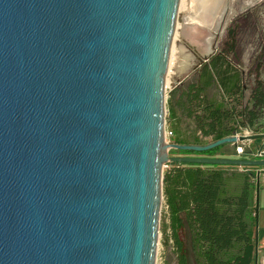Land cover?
Segmentation results:
<instances>
[{
  "label": "water",
  "instance_id": "95a60500",
  "mask_svg": "<svg viewBox=\"0 0 264 264\" xmlns=\"http://www.w3.org/2000/svg\"><path fill=\"white\" fill-rule=\"evenodd\" d=\"M180 3L0 0V264H156L168 164L264 167L170 155L264 149L167 142Z\"/></svg>",
  "mask_w": 264,
  "mask_h": 264
},
{
  "label": "trees",
  "instance_id": "16d2710c",
  "mask_svg": "<svg viewBox=\"0 0 264 264\" xmlns=\"http://www.w3.org/2000/svg\"><path fill=\"white\" fill-rule=\"evenodd\" d=\"M242 31L240 23L231 25L219 51L196 70L188 83L171 93L167 122L172 143L207 145L245 133H264V44L245 72L241 64ZM246 85L251 86L247 100ZM228 146L203 153L172 150L170 155H223ZM248 154L244 151L242 156ZM168 165L163 195L169 224L163 231L171 230L179 264H186V223L195 264H254L256 181L251 171L194 163Z\"/></svg>",
  "mask_w": 264,
  "mask_h": 264
},
{
  "label": "rangeland",
  "instance_id": "374dc122",
  "mask_svg": "<svg viewBox=\"0 0 264 264\" xmlns=\"http://www.w3.org/2000/svg\"><path fill=\"white\" fill-rule=\"evenodd\" d=\"M195 8V0H183L182 9H179L171 59L166 75L167 103L171 93L176 88L185 85L193 78L200 63L205 61L215 51H219L226 39L227 31L231 25H235L236 23L242 25L241 64L245 72L252 67L255 57L259 54L260 46L264 44V0H225L220 7L219 13L216 15L212 29H207L198 24ZM226 27L227 29L225 30ZM248 86L249 85H246V89ZM244 96L245 100H247V90L246 93H244ZM168 115L167 108L166 121ZM166 132H171V127L168 122H166ZM170 139L171 138L166 137L168 143H172ZM261 147L262 140L248 141L237 145H229L221 152L223 155L190 156L264 160V149L263 154L259 155ZM239 149H242L243 152H249L248 156L243 157V153H239ZM170 153H173V151ZM168 166L165 170L169 168ZM238 170L243 172L248 170L251 171L253 178L256 181V215L258 217L256 234H258L260 240L258 247V264H264V167H252L249 169L239 167ZM259 172L260 184L258 189L257 174ZM168 224V208L165 199L163 198L161 204L160 233L156 264H179V252L173 239L170 237L171 230L168 228L166 233L163 231L165 225Z\"/></svg>",
  "mask_w": 264,
  "mask_h": 264
},
{
  "label": "bare ground",
  "instance_id": "6f19581e",
  "mask_svg": "<svg viewBox=\"0 0 264 264\" xmlns=\"http://www.w3.org/2000/svg\"><path fill=\"white\" fill-rule=\"evenodd\" d=\"M223 1L225 0H195V14H197L198 24L207 29H212ZM182 5L183 0H181L180 9H182Z\"/></svg>",
  "mask_w": 264,
  "mask_h": 264
},
{
  "label": "crops",
  "instance_id": "0c3cea01",
  "mask_svg": "<svg viewBox=\"0 0 264 264\" xmlns=\"http://www.w3.org/2000/svg\"><path fill=\"white\" fill-rule=\"evenodd\" d=\"M262 79L264 80V68H263V71H262ZM246 90H247V95H248V98L250 97L251 95V86L249 85L248 88L246 89V86H245V90H244V93H246ZM258 197V196H257ZM257 216V215H256ZM258 228V217H257V227ZM256 236L258 237V234H256ZM259 237H258V247H259ZM257 254H258V248H257ZM254 264H258V259H257V263L255 262Z\"/></svg>",
  "mask_w": 264,
  "mask_h": 264
},
{
  "label": "built area",
  "instance_id": "2783aa9c",
  "mask_svg": "<svg viewBox=\"0 0 264 264\" xmlns=\"http://www.w3.org/2000/svg\"><path fill=\"white\" fill-rule=\"evenodd\" d=\"M173 136L172 132H166V137L171 138ZM239 153H243L242 149H239Z\"/></svg>",
  "mask_w": 264,
  "mask_h": 264
}]
</instances>
